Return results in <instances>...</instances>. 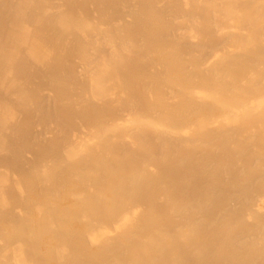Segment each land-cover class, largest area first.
<instances>
[{
	"label": "bare ground",
	"instance_id": "obj_1",
	"mask_svg": "<svg viewBox=\"0 0 264 264\" xmlns=\"http://www.w3.org/2000/svg\"><path fill=\"white\" fill-rule=\"evenodd\" d=\"M0 264H264V0H0Z\"/></svg>",
	"mask_w": 264,
	"mask_h": 264
}]
</instances>
